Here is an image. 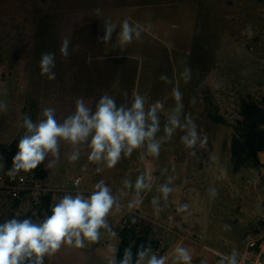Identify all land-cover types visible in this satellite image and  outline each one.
Instances as JSON below:
<instances>
[{"label": "rangeland", "instance_id": "obj_1", "mask_svg": "<svg viewBox=\"0 0 264 264\" xmlns=\"http://www.w3.org/2000/svg\"><path fill=\"white\" fill-rule=\"evenodd\" d=\"M124 20L142 30L141 38L120 45L116 35ZM105 21L116 31L109 43H99ZM66 37L71 43L64 59L59 48ZM44 52L56 53L55 80L40 74ZM186 67L191 69L187 82L181 77ZM161 74L172 83L161 81ZM174 88L183 97L181 121L191 116L201 139L206 138L195 155L177 129L161 141L158 157L148 155L144 146L122 155L113 168L90 161L85 146L71 162L74 149L66 142L54 165L48 166L51 156L45 161L48 175L41 184L56 191L53 206L66 194L89 195L102 179L119 207L106 217L115 236L101 229L99 240H85L83 247L62 244L44 264H118L117 232L128 210L136 211L143 230L148 229L150 254L164 255L166 264H183L177 247L188 249L191 264H219L204 246L235 253L243 264H264V240L249 248L247 235L263 226L264 152L258 154L261 167L240 172H234L230 154L242 102L264 97V0H0V101L7 105L0 112V145L20 140L24 114L35 122L51 107L62 121L74 111L77 98L94 109L104 94L118 104L140 94L146 109L162 102L160 138L177 103ZM141 175L148 187L137 195L134 185ZM79 176L82 182L74 190ZM125 180L133 187L126 188ZM165 184L172 189L167 199L160 191ZM183 205L186 210L178 211ZM24 216L40 223L47 214L0 192V223Z\"/></svg>", "mask_w": 264, "mask_h": 264}, {"label": "clouds", "instance_id": "obj_2", "mask_svg": "<svg viewBox=\"0 0 264 264\" xmlns=\"http://www.w3.org/2000/svg\"><path fill=\"white\" fill-rule=\"evenodd\" d=\"M94 11L96 15L101 14L99 8ZM103 31V36L97 37V41L109 43L116 28L110 21H105ZM141 31L138 26L124 20L116 35L119 44L127 45L134 39H140ZM70 43L67 37L61 42L59 52L64 59L69 56ZM55 57V52H44L40 57V74L47 76L49 80L56 79ZM181 77L185 82L190 80L191 69L186 67ZM159 79L172 83L166 74H161ZM173 96L177 103L164 126L165 135L160 138L157 137L160 132L159 111L164 108V104L157 101L146 109L144 97L140 94H133L130 103L120 104L114 96L104 94L98 99L94 109L85 103L82 97L77 98L74 111L62 121L56 118V110L51 107L45 108L43 118L35 122L29 114H24L22 127L25 131L17 143L12 166L6 175L15 179L21 171L30 172L36 169L49 156L52 157L48 161V166L51 167L59 159L61 142L73 146L74 150L69 156L71 162L80 158V146H85L90 149V161L103 162L108 168L115 167L122 155L131 156L134 150L144 146L148 155L158 157L161 141L171 139L177 129L184 132L180 137L183 145L192 150L191 155H195L197 144L204 147L206 138L201 139L191 116L185 115L181 121L183 97L178 88L173 89ZM6 110L7 105L0 101V112ZM168 183H171V178ZM124 185L126 188L133 187L130 180H125ZM134 187L137 195L148 187L143 175L137 177ZM160 191L167 199L172 189L165 184L160 187ZM114 206L119 207L117 196L101 179L87 196L82 193L64 195L52 206L51 214L40 223L31 218L12 217L5 220L0 223V264H44L45 257L59 250L62 244L83 247L85 240L98 241L101 229H107L115 236L116 233L112 231L106 219ZM186 208L187 205H183L178 211L183 212ZM175 251L178 260L183 261V264H191L192 257L187 248L177 247ZM151 252V248L141 247L137 252L136 264H143L145 260L146 264H166L164 255L158 256L150 254ZM119 264H132L130 248L125 249ZM219 264H238L236 254L222 256Z\"/></svg>", "mask_w": 264, "mask_h": 264}, {"label": "trees", "instance_id": "obj_3", "mask_svg": "<svg viewBox=\"0 0 264 264\" xmlns=\"http://www.w3.org/2000/svg\"><path fill=\"white\" fill-rule=\"evenodd\" d=\"M13 141L8 145H0V174L6 172L12 166V157L17 150V143ZM264 152V97L260 100L247 99L241 104L240 119L235 125V132L230 144L231 162L234 172H240L247 167H261L260 161H255L252 153ZM259 160V158H258ZM26 173L27 179L32 183L42 182L48 175L46 163H42L36 169ZM16 204H22L20 200ZM53 206V195L47 193L40 196L37 207L38 214H51ZM24 218H31L24 216ZM32 219V218H31ZM33 220V219H32ZM117 235L120 239L116 253V261L123 259L125 249H131L132 264H136L137 252L141 247L150 248V235L148 229L143 230L140 224V217L130 215L126 219L124 226L118 230Z\"/></svg>", "mask_w": 264, "mask_h": 264}, {"label": "built area", "instance_id": "obj_4", "mask_svg": "<svg viewBox=\"0 0 264 264\" xmlns=\"http://www.w3.org/2000/svg\"><path fill=\"white\" fill-rule=\"evenodd\" d=\"M82 182V177H76L72 183V187L74 190H77L80 187ZM9 192L10 197L17 201L20 200L22 205H27L28 203L32 207H37L40 202V196L52 193L53 201H56V191L53 189H49L41 184V182H37L32 184L25 176L22 174H18L15 179H10L7 175L0 174V192ZM130 215L138 216L136 211L128 210ZM260 222L263 226H256L250 229L248 232V242L249 248H256L258 247L259 243L264 239L263 237H258L261 235V232L264 231V214L262 215ZM123 223H126V220H123ZM204 249L216 257L221 259L222 256H225L223 253L215 251L207 246H204ZM238 264H243L242 261H238Z\"/></svg>", "mask_w": 264, "mask_h": 264}, {"label": "crops", "instance_id": "obj_5", "mask_svg": "<svg viewBox=\"0 0 264 264\" xmlns=\"http://www.w3.org/2000/svg\"><path fill=\"white\" fill-rule=\"evenodd\" d=\"M54 190V189H53ZM261 235H262V233H261ZM264 240V239H263ZM263 240L261 241V242H263ZM260 242V243H261ZM259 243V244H260ZM207 247H209V246H207ZM209 248H211V249H213V250H215V251H218V250H216V249H214V248H212V247H209ZM208 252V251H207ZM218 252H220V253H223V252H221V251H218ZM210 253V252H209ZM212 254V253H211ZM224 255H227V254H225V253H223ZM212 256H214L216 259H218L219 260V258L218 257H216L214 254H212ZM237 261H241V260H237Z\"/></svg>", "mask_w": 264, "mask_h": 264}, {"label": "water", "instance_id": "obj_6", "mask_svg": "<svg viewBox=\"0 0 264 264\" xmlns=\"http://www.w3.org/2000/svg\"><path fill=\"white\" fill-rule=\"evenodd\" d=\"M252 157H253V159H254L255 161H259V160H258V156H257L256 153L253 152V153H252Z\"/></svg>", "mask_w": 264, "mask_h": 264}]
</instances>
